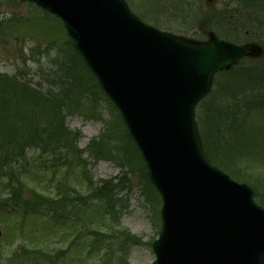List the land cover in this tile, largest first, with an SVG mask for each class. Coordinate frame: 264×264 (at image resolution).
<instances>
[{"label":"water","instance_id":"1","mask_svg":"<svg viewBox=\"0 0 264 264\" xmlns=\"http://www.w3.org/2000/svg\"><path fill=\"white\" fill-rule=\"evenodd\" d=\"M27 1L64 21L143 154L164 201L154 264H264V209L209 162L194 117L214 73L261 49L175 37L124 0Z\"/></svg>","mask_w":264,"mask_h":264},{"label":"rangeland","instance_id":"2","mask_svg":"<svg viewBox=\"0 0 264 264\" xmlns=\"http://www.w3.org/2000/svg\"><path fill=\"white\" fill-rule=\"evenodd\" d=\"M127 1L133 9L145 17L147 23L152 24L154 22L155 24L157 22L158 25L155 26L159 29H170L172 33L185 38L197 41L210 38L220 32L224 34L219 26L215 27L216 31H210L205 20L206 16L202 17L199 22L195 24L199 26L194 25V27H192L190 23L189 25L169 28L165 19V10L168 6L177 4L174 0ZM225 2V0H221L215 3L214 8H216L217 13L223 6L225 8ZM252 2L255 4H252ZM191 3L194 4L193 1ZM246 3L249 4H246L244 13H241L242 10L234 12L233 14L232 12L227 13V16H242L241 23L235 21L232 16L229 21H235V26L239 28L237 32L233 31L230 35L234 38H243V41H249L243 35L246 27L247 29L250 28L252 33V28L254 26H257L260 21L264 23V13H261V11H264V0H247ZM166 5L167 8H165ZM251 6H255L260 12L254 15L248 13V9ZM206 9L208 10V7H206ZM206 13H208V11H206ZM14 16L26 18L27 20H20L14 23L9 20ZM0 21L7 26L3 29L4 34L0 36V73L11 76L12 78L15 76L16 78H14L17 82H26L29 84V87L34 90L28 93L27 101L23 102L25 104L24 118L16 121L18 126L22 127L21 131H31L34 125L33 119L34 121L40 122L39 126L43 127L50 126L52 118H58L59 115H61L67 127L77 131V149L83 150L84 153L82 157L87 159V168L95 184L104 180L119 179L120 177H124L128 183H130L131 187L121 190L119 194L121 198H124V203L127 206L124 207V210L120 214L118 229L128 230L133 236L140 238L142 243H127L125 248L120 250V253L117 255L119 256L122 255L123 252H126L127 264H152L155 259L152 243L160 232L159 225L161 224V220L159 221L158 214L162 202L161 200L159 202L158 196L154 193L153 188L148 182L149 179L147 180V172L143 169L144 164L137 151L134 147L129 145L128 141L123 138H116L117 133H119L116 128L119 127L118 123H121L120 120L116 119L117 113L110 107L106 98L99 100V111H97L98 114L96 115H90V113L86 111V108H81L78 112H70L67 106L65 109L63 107L61 111H57L54 110L52 101L48 100L50 97H60L59 95L62 94V90L68 82L67 78L70 80L69 84L73 88H69L70 94L75 90L79 92V88L75 86L77 83L75 82V77L79 80V83H81L82 78H88L83 68H79V61L77 59L72 58L71 63L67 59L64 60V63L60 62L64 58L61 47L64 46L66 38V32L62 23L52 16L44 15L42 11L35 8L32 4L14 0H0ZM251 21L254 22L251 23ZM203 27L204 31H202ZM242 28L243 30L241 31ZM239 31H241V33H239ZM251 33L248 35L251 36ZM251 37L254 39L258 38L256 35ZM62 64L65 73H69L68 76H64ZM75 69L76 72H73ZM54 78L56 80H54ZM214 80L216 81V78ZM82 88H85V91H80V93L84 97L87 91L86 87H81V89ZM217 90L215 82H213L212 88L209 94L204 98V101L208 102L211 99H218L217 95H210ZM36 92H38V94H36ZM31 93H34L35 96ZM40 95L44 97V103L39 99ZM6 100L9 99L6 98ZM76 101V97L73 98L72 102L74 104H76ZM85 104H87V101H85ZM12 105L15 109L16 103L14 101H12ZM13 107L10 108L12 109ZM18 111L20 112L23 110ZM1 117L4 119L3 115ZM35 117L38 118L35 119ZM3 119L0 120V146L9 148L12 146L8 141L11 137L12 130L11 123L8 125V122L12 119V116H10L8 122ZM258 122L264 123V118L259 117L258 120L256 119V123ZM18 126H15V128L18 129ZM115 131H118L116 132L115 138L110 137L109 134ZM102 136V141L108 142L109 146H111L114 151L110 152V158L96 160L87 149L92 140L99 139V137ZM259 136L261 143L264 132H261ZM117 144L119 145L117 147L118 149L114 148V145L117 146ZM26 152L38 155L37 149L32 152L31 149L26 148ZM234 161L236 167H242V171L244 172L249 171L251 178L242 177L241 180L248 182L254 187V191H256L259 198L258 202L264 205V180L262 178L264 175L260 176V173L263 174L264 171V151L260 150L254 158H250V160L248 157L242 158L237 156ZM224 165L230 172L234 173L235 177H237L235 172L236 169H234L233 172L231 167L226 164ZM60 171L66 173L68 170L61 167ZM59 177L60 173L53 180L54 187L52 188L53 185H49V180L52 178V170L41 172L36 177L35 173L29 172L22 178L23 182L27 183L25 194L32 195V189L36 188L37 190L43 191L45 194L55 196L58 193L56 188L57 185L55 184L60 185V180H65L66 184L75 186L78 190H85V187L86 190L89 189L85 181H82L80 177L76 178V175L72 173L69 174V176L67 175V178L63 176L62 179H59ZM6 195L7 193L3 196ZM73 195L74 193L72 196ZM3 199L4 197L0 200L3 201ZM69 200L71 199L68 198V201ZM119 207L117 208L119 209ZM4 212L5 211H0V262L2 264H29L30 258L28 259L23 256L25 252L24 248L26 247L32 248L31 252H35V250H37V252H42V249L51 247L53 252H55L56 249L60 252L59 250L63 247V238H60L61 232L67 227L64 226L62 228V220H57V227H55L47 223L42 217L36 215L29 214L27 217L24 216V220V217L20 215L13 216ZM82 216L83 215H81V217ZM107 217L108 219L110 218L109 212ZM100 225L107 229L106 223L105 225ZM95 226L96 225H94V227ZM21 238H23V240ZM85 249L87 251L89 250L88 247H85ZM86 250L84 251L82 246H76L71 255L60 253L55 262H57V264H73L74 260H76L75 264H89L83 259Z\"/></svg>","mask_w":264,"mask_h":264},{"label":"trees","instance_id":"3","mask_svg":"<svg viewBox=\"0 0 264 264\" xmlns=\"http://www.w3.org/2000/svg\"><path fill=\"white\" fill-rule=\"evenodd\" d=\"M253 22L251 21V23ZM248 29L251 33V29ZM251 34V36H258L255 40L264 47V23L261 24L259 22L257 26H254ZM15 78L0 74V120L3 119L1 117L3 115V120L8 122L10 116H12V119L8 122V125L11 123L12 130L8 141L12 145L9 148L13 149L9 150L5 146H0V171L5 172L7 176L6 180L1 177L0 182L12 187L16 184L15 181L18 180L20 182L18 191L23 186H26V183L21 180L20 169L16 170V167H24L25 163H28L26 165L32 163L34 165L31 166L35 167L36 160H38L33 157L34 159L30 161L26 153L27 147L41 146L42 151L39 155L41 166H44V164L47 167L54 166L59 161H65L71 166H77V164L83 163L84 160L81 157L83 151L76 148V134L65 127L63 120H52V125L42 128L37 127L33 133L29 130L21 131L22 127H19L16 121L24 118L25 104L23 102L27 101L28 93L34 90L26 82L19 83ZM75 82H77L75 86L79 88V92L74 89L75 91H72L73 94L82 95L80 91H85V88L81 89V87H86V91L89 92V88L79 83L76 77ZM67 84V86H70L69 82ZM215 86L216 90H218L210 95H217L218 99H211L208 102L203 101L197 109V119L205 150L214 164L222 167L231 175L234 176V173L230 172L224 164L231 167L233 172L236 169V176L239 179L234 177L238 180H241L242 177L250 179L249 171L244 172L242 167H236L234 160H236L237 156L248 157L250 160L260 150L264 151V136L261 143L259 139V134L264 132V123H256V119L258 120L259 117L264 118V53L260 58H246L231 70L220 72L216 76ZM31 94L35 96L34 93ZM6 98L9 100H6ZM55 98L50 97V99ZM39 99L44 103L45 100L42 95L39 96ZM69 99L70 96L67 91L64 97L56 103L58 110L60 108L59 102ZM12 101L16 103L15 109L17 110L14 109ZM92 102L94 101L92 100ZM76 105L77 107L82 106L79 97ZM10 107L13 108L11 109ZM18 110L23 111L19 112ZM33 122L35 123L36 121L33 119ZM15 126H18V129ZM119 131L121 133L119 132L116 135L118 131H115L111 132L109 136L115 138L116 135V138H123L132 143L127 131H121L120 129ZM103 136L92 140L88 145V150L94 157H107L114 150L109 146L108 142L102 141ZM118 146V144L117 146L114 145V148L118 149ZM70 151L72 152L71 156ZM143 169L146 170L145 166ZM82 173L85 174L84 165ZM262 175H264V171L263 174L260 173V176ZM262 178L264 180L263 176ZM126 183L125 178L118 183H114L113 180L107 181L99 188H96L94 195L97 196V199L95 196L88 197L90 200L88 204L91 205L94 201L95 204L102 205L98 209L100 214H102L100 209L103 206L105 209L107 207V209L111 208L114 211L118 190L120 187H124ZM65 190L68 193L70 192L67 188ZM32 192L33 200L41 201L46 199L48 203L57 202L56 209L68 210L72 204V201H68V197H63L58 201L46 198L44 194H39L37 189H33ZM87 219L90 223L93 222L92 215H89ZM95 234L98 236L95 238L97 243L102 241V238L99 237L101 232L98 231Z\"/></svg>","mask_w":264,"mask_h":264},{"label":"flooded vegetation","instance_id":"4","mask_svg":"<svg viewBox=\"0 0 264 264\" xmlns=\"http://www.w3.org/2000/svg\"><path fill=\"white\" fill-rule=\"evenodd\" d=\"M184 1L188 5L190 13L193 14L194 12L197 11L199 2L202 0H184ZM192 1L194 4L191 3ZM204 1L207 2V7L209 10V13L206 15L207 26L209 28H212L216 24V16H217V10H216V8H214V6H215V3L217 1H221V0H204ZM210 31H211V29H210Z\"/></svg>","mask_w":264,"mask_h":264}]
</instances>
